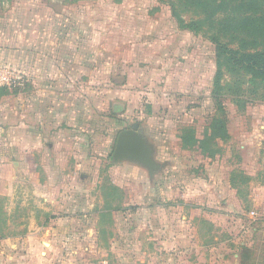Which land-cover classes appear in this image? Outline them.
<instances>
[{
	"label": "rangeland",
	"instance_id": "rangeland-1",
	"mask_svg": "<svg viewBox=\"0 0 264 264\" xmlns=\"http://www.w3.org/2000/svg\"><path fill=\"white\" fill-rule=\"evenodd\" d=\"M173 2L82 0L61 26L59 73L5 75L0 264H264V101L213 98L220 18L195 34ZM223 115L229 139L209 141L214 158L179 149L178 135L202 140ZM135 124L166 164L152 181L111 159Z\"/></svg>",
	"mask_w": 264,
	"mask_h": 264
},
{
	"label": "trees",
	"instance_id": "trees-1",
	"mask_svg": "<svg viewBox=\"0 0 264 264\" xmlns=\"http://www.w3.org/2000/svg\"><path fill=\"white\" fill-rule=\"evenodd\" d=\"M173 1V16L183 29L195 34L214 29L215 22L220 18L217 23L220 31H216L211 38V42L215 44L217 60L212 81L213 98L221 100L233 97L231 101L239 107L242 106L241 103L247 102L248 94L264 101V0ZM226 4L235 6L226 10ZM178 8L191 11L195 19L186 24L178 15ZM223 9L226 11H222ZM227 34L231 36L227 38L230 40L223 42L221 37ZM234 42L238 45L237 48L230 46ZM194 132L189 129L186 134L179 136L183 149L197 147L208 158H214L218 154L209 148V141L229 139L224 115L213 116L202 140L196 139Z\"/></svg>",
	"mask_w": 264,
	"mask_h": 264
},
{
	"label": "crops",
	"instance_id": "crops-1",
	"mask_svg": "<svg viewBox=\"0 0 264 264\" xmlns=\"http://www.w3.org/2000/svg\"><path fill=\"white\" fill-rule=\"evenodd\" d=\"M81 1L82 0H0V71H2L3 75H10V73H12L11 71H14L13 68L25 69L27 72L32 73V77L30 78L33 79L34 74L41 73L42 76L45 77L48 74L55 73L54 71H57L60 66H56L53 61L54 58H56L57 50L62 47L60 44L61 40L64 41L61 26L65 19H67V8L71 5L81 4ZM79 19L80 16L77 17V20L75 17L73 18V30L75 29V22L79 21ZM77 24H79V22H77ZM40 42H42L41 45L39 44ZM53 42H55V44H53ZM57 73H59V71H57ZM57 79L58 77L55 78V84L52 85L57 86L60 83L56 81ZM0 87L6 86L0 85ZM26 102L28 110H25V114L28 113V111L33 114L35 111L31 107L34 104L33 100L31 103L29 100H26ZM29 103L30 105H28ZM52 111L57 117L59 116L60 113L58 110L54 108L51 112ZM137 131L145 137L148 145L151 146L154 160L155 149H157L156 145L153 146L148 141L146 135L139 127H137ZM195 137L198 139L196 133ZM177 139L179 142V149L181 151H189L183 149L179 135ZM120 163L134 164L143 168L137 163L128 161L114 164ZM160 165H162L161 168L154 172L152 177H149L148 171L143 168L147 172L149 181H152L155 174L166 166L165 163ZM162 179L163 178H161L159 182L160 185L162 184L161 181H164ZM173 181L175 182V180ZM228 183L231 187V178L228 179ZM164 196H167V193L163 191V187H160L157 200L162 201V197ZM159 223L162 226L164 224H169L170 228L173 227V222L167 219L162 220L161 218Z\"/></svg>",
	"mask_w": 264,
	"mask_h": 264
},
{
	"label": "water",
	"instance_id": "water-1",
	"mask_svg": "<svg viewBox=\"0 0 264 264\" xmlns=\"http://www.w3.org/2000/svg\"><path fill=\"white\" fill-rule=\"evenodd\" d=\"M138 125L132 129L119 132L111 156L113 163L122 161L134 162L148 171L149 177L159 170L162 165L153 160V150L145 137L137 131Z\"/></svg>",
	"mask_w": 264,
	"mask_h": 264
},
{
	"label": "built area",
	"instance_id": "built-area-1",
	"mask_svg": "<svg viewBox=\"0 0 264 264\" xmlns=\"http://www.w3.org/2000/svg\"><path fill=\"white\" fill-rule=\"evenodd\" d=\"M10 75H13V74L10 73ZM8 76H9V74H8ZM13 79L15 80L16 78H13ZM9 82H10V78L4 76L3 73H2V71H0V85H6Z\"/></svg>",
	"mask_w": 264,
	"mask_h": 264
}]
</instances>
